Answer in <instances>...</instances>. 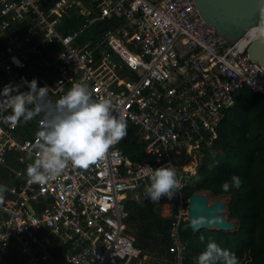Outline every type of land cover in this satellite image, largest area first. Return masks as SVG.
<instances>
[{"label": "built area", "instance_id": "obj_1", "mask_svg": "<svg viewBox=\"0 0 264 264\" xmlns=\"http://www.w3.org/2000/svg\"><path fill=\"white\" fill-rule=\"evenodd\" d=\"M262 33L264 8L230 44L193 0H0V264H186L183 193L236 92L264 99L246 53ZM121 122L151 162L116 148ZM162 166L175 196L154 260L125 203Z\"/></svg>", "mask_w": 264, "mask_h": 264}, {"label": "trees", "instance_id": "obj_2", "mask_svg": "<svg viewBox=\"0 0 264 264\" xmlns=\"http://www.w3.org/2000/svg\"><path fill=\"white\" fill-rule=\"evenodd\" d=\"M259 93L239 89L233 104L220 111L215 123L216 137L210 147H202L195 173L196 181L184 191L204 190L211 196H228L225 215L235 220L232 231L199 228L191 231L188 223L179 225L185 244L186 264H264V107ZM115 146L131 161H152L136 143L132 125L121 122L113 131ZM170 162L179 166L188 158L170 155ZM170 170L159 169L153 186H138L137 197L125 203L128 220H141L139 236L147 238L163 225L162 246L167 244V219L158 215L154 204H159L167 193ZM163 186L151 203L142 200L145 192L155 195V188ZM134 191V192H135ZM175 196V193L172 192ZM135 242V240H134ZM137 243V242H136Z\"/></svg>", "mask_w": 264, "mask_h": 264}, {"label": "water", "instance_id": "obj_3", "mask_svg": "<svg viewBox=\"0 0 264 264\" xmlns=\"http://www.w3.org/2000/svg\"><path fill=\"white\" fill-rule=\"evenodd\" d=\"M205 24L227 43H232L248 27L254 25L264 0H193ZM250 60L264 68V33L251 39L246 46ZM198 175L193 173L192 180ZM206 193L192 191L187 196L186 222L191 231L199 228L232 231L234 224L227 219L225 203L220 199L208 202Z\"/></svg>", "mask_w": 264, "mask_h": 264}, {"label": "rangeland", "instance_id": "obj_4", "mask_svg": "<svg viewBox=\"0 0 264 264\" xmlns=\"http://www.w3.org/2000/svg\"><path fill=\"white\" fill-rule=\"evenodd\" d=\"M163 189H164L163 186H161L159 188H155L154 189L155 190V195L154 196H151L149 193L147 194L145 192V194L142 195V200L145 201V202H150L151 201V197H153L152 199L156 198L157 196L160 195V193L162 192ZM199 192L203 193L202 191H199ZM205 193L209 196L208 197L209 198L208 201H211L212 199H220L224 203L226 202V198L224 196H222V195H218V196H214L213 197V196L209 195L207 192H205ZM228 220H230V219H228ZM140 224H141V220L140 219L139 220L135 219V224H132V227L130 228V230L134 231L135 233L137 232V235H136V238H135V242H137L145 250H147L149 252V254L151 255L152 259L158 260V258H161V256H162V248H163V246H162V241H161V235H162V233H164L165 228L163 227V225H156L157 233H156V231H153L150 236L145 238V237H142V236L138 235L139 231L142 230V227H141Z\"/></svg>", "mask_w": 264, "mask_h": 264}, {"label": "crops", "instance_id": "obj_5", "mask_svg": "<svg viewBox=\"0 0 264 264\" xmlns=\"http://www.w3.org/2000/svg\"><path fill=\"white\" fill-rule=\"evenodd\" d=\"M198 163V161H197ZM167 190H170L169 188ZM199 191H202L203 193L204 190H199ZM208 193V192H207ZM134 197L136 198L137 197V194H136V191L134 192ZM227 200L228 196H224ZM155 207H156V210H157V213L160 217L162 218H166L168 217V214H169V211L173 205L172 203V194L170 191H167V193H164V199L159 203V204H154ZM225 214V213H224ZM230 221L234 224V228H235V220L233 219H230ZM135 224V220H128L127 221V224H126V231L127 233H129L132 237H133V240H135L136 238V235H137V232L135 233L134 231L130 230V228L132 227V224ZM136 244V242H134ZM138 244V243H137ZM138 246L141 247V249L146 253L148 254L150 257L151 255L149 254V252L147 250H145L141 245L138 244ZM160 258H158L159 260Z\"/></svg>", "mask_w": 264, "mask_h": 264}, {"label": "bare ground", "instance_id": "obj_6", "mask_svg": "<svg viewBox=\"0 0 264 264\" xmlns=\"http://www.w3.org/2000/svg\"><path fill=\"white\" fill-rule=\"evenodd\" d=\"M208 202H210V201H208Z\"/></svg>", "mask_w": 264, "mask_h": 264}]
</instances>
